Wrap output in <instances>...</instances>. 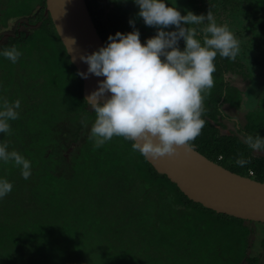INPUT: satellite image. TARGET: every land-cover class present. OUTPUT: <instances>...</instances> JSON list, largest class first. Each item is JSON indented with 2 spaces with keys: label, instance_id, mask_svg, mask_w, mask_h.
<instances>
[{
  "label": "trees",
  "instance_id": "1",
  "mask_svg": "<svg viewBox=\"0 0 264 264\" xmlns=\"http://www.w3.org/2000/svg\"><path fill=\"white\" fill-rule=\"evenodd\" d=\"M85 1L103 43L117 30L131 31L130 18L142 43L155 34L136 16L132 0ZM169 3L181 14L211 11L240 41L235 59L214 60L205 125L190 145L231 171L264 181V154L244 143V134L264 136V0ZM12 20V33H0V50L15 46L21 55L15 63L0 56V98L19 99L20 108L0 142L30 161L31 175L25 180L14 163L0 162V177L12 184L0 198V264L252 262V220L188 198L132 149V141L114 136L95 146L89 135L95 113L45 0H0V31ZM241 157L248 160L243 167L235 163Z\"/></svg>",
  "mask_w": 264,
  "mask_h": 264
},
{
  "label": "clouds",
  "instance_id": "2",
  "mask_svg": "<svg viewBox=\"0 0 264 264\" xmlns=\"http://www.w3.org/2000/svg\"><path fill=\"white\" fill-rule=\"evenodd\" d=\"M132 2L136 16L155 27V34L142 43L130 18L131 31L117 30L103 45L80 55L87 64L86 71L78 73L82 78L103 77L85 98L95 113L89 135L96 147L117 136L132 141V149L142 156H172L181 147L187 149L205 125L204 93L214 86L216 56L235 59L240 41L211 11L181 14L169 0ZM169 26L175 27L168 30ZM20 55L15 46L0 50V56L12 63ZM19 108V99L0 98V134L10 132V121L18 118ZM244 143L264 152V136L258 133L244 134ZM0 162L14 163L25 180L31 175L30 161L9 150L6 142H0ZM235 163L243 167L248 160L241 157ZM11 190V182L0 177V198Z\"/></svg>",
  "mask_w": 264,
  "mask_h": 264
},
{
  "label": "water",
  "instance_id": "3",
  "mask_svg": "<svg viewBox=\"0 0 264 264\" xmlns=\"http://www.w3.org/2000/svg\"><path fill=\"white\" fill-rule=\"evenodd\" d=\"M45 12H49L71 62L78 72L86 71L87 64L80 55L104 44L86 1L45 0ZM81 79L86 98L103 77L89 74ZM146 159L193 201L218 212L264 223V181L231 171L191 145L179 148L172 156Z\"/></svg>",
  "mask_w": 264,
  "mask_h": 264
},
{
  "label": "flooded vegetation",
  "instance_id": "4",
  "mask_svg": "<svg viewBox=\"0 0 264 264\" xmlns=\"http://www.w3.org/2000/svg\"><path fill=\"white\" fill-rule=\"evenodd\" d=\"M253 234L257 231V226L260 225V230L263 232V235L260 237L258 247L255 244V240H252L250 247L248 249V257L252 258L251 261H245V264H264V223L253 221Z\"/></svg>",
  "mask_w": 264,
  "mask_h": 264
},
{
  "label": "rangeland",
  "instance_id": "5",
  "mask_svg": "<svg viewBox=\"0 0 264 264\" xmlns=\"http://www.w3.org/2000/svg\"><path fill=\"white\" fill-rule=\"evenodd\" d=\"M27 17L24 16L22 17L23 20H25ZM17 21V20H16ZM16 21L12 20L9 22V27L5 28L3 31H0V33L4 36H6L7 34L9 33H12L13 31V28H15L14 24L16 23ZM20 28H23V27H20ZM25 31H29L31 29L30 26H24L23 28ZM249 92H250V95H249V99H250V102L252 104H254L255 100H254V92H255V83H253V86L249 88ZM263 235V232L260 230V225L257 226V231L255 232L254 234V237L252 236V240H255V244L256 246L258 247V244H259V239L260 237Z\"/></svg>",
  "mask_w": 264,
  "mask_h": 264
},
{
  "label": "built area",
  "instance_id": "6",
  "mask_svg": "<svg viewBox=\"0 0 264 264\" xmlns=\"http://www.w3.org/2000/svg\"><path fill=\"white\" fill-rule=\"evenodd\" d=\"M249 173L251 174L252 173V170H249Z\"/></svg>",
  "mask_w": 264,
  "mask_h": 264
}]
</instances>
